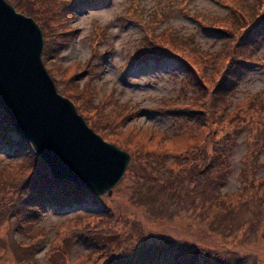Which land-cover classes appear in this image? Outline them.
Instances as JSON below:
<instances>
[{"label": "rangeland", "instance_id": "1", "mask_svg": "<svg viewBox=\"0 0 264 264\" xmlns=\"http://www.w3.org/2000/svg\"><path fill=\"white\" fill-rule=\"evenodd\" d=\"M7 1L13 6L20 3ZM237 1L225 6L217 0H84L72 7L70 14L53 4L56 11H47L48 18L42 24L15 8L39 26L43 44L44 32L51 33L42 62L58 93L105 142L127 152L130 161L111 196L73 209L47 207L42 211L30 196V185L35 184L31 173L40 169L33 162V149L17 156L0 146V247L4 264H18L24 251L18 246L28 241L14 231V222L20 220L24 226L27 222L23 218L31 220L34 214L36 225L48 232L43 246L31 253L34 264H46L53 256L50 264L86 262L96 257L91 249L93 240H103L97 246L116 249L117 254L134 253L132 250L143 244L170 242L177 247L187 243L190 252L202 251L207 264H216L224 257L230 260L229 256L234 264H264V149L256 154V167H246L248 162L253 165L251 153L264 142V39L252 43V38L244 37L247 29L238 39L239 48L234 46L237 62L226 60L228 56L220 61L224 36L203 29L195 16L225 15L230 10L227 6L243 2ZM156 19L161 25L157 23L155 33L162 34L161 28L170 25L203 52L197 58L179 51L199 67L202 80H208L209 87L197 103L198 114L192 118L169 116L160 109L166 103L184 106L185 96L192 95L190 89L182 90L183 62L172 56L134 57L149 34L147 23ZM60 42L65 44L54 50ZM95 50L98 52L93 53ZM216 58V64L210 61ZM250 60L252 63H247ZM226 77L223 87L230 86V90L223 99L216 90ZM241 124L246 127L238 130ZM213 146L232 148L227 154V173L209 174L206 170L207 180L202 177V167L192 164L194 168L185 171L179 163L183 156H200L199 149L208 158ZM162 154L167 160H156ZM244 169L247 177L241 176ZM65 224L67 232L74 226L88 232L91 242L90 238L65 240ZM62 229L63 241L55 235ZM61 244L63 256L57 252Z\"/></svg>", "mask_w": 264, "mask_h": 264}, {"label": "trees", "instance_id": "2", "mask_svg": "<svg viewBox=\"0 0 264 264\" xmlns=\"http://www.w3.org/2000/svg\"><path fill=\"white\" fill-rule=\"evenodd\" d=\"M19 1L20 3H16L14 5L15 8L18 11L26 14L27 16L33 17L37 22H40L41 24L45 23L46 19L48 18L45 13L47 11L55 10V8L52 9L53 4L58 5L60 7V11L62 9H65V12L67 14H70V10L72 7H75L79 3L84 2V0H37L36 2H31L32 0ZM217 1L218 3H221L225 6L227 5V2H231V0ZM69 5L71 6L70 9L68 8ZM31 8L37 9V11H33ZM183 8H185V5L183 6ZM227 8L230 9L229 12L222 16L218 14L213 15L211 12V15L209 16L202 13H196L195 16L198 22L201 23V27L203 29L207 31H213L224 36L220 52H218L221 55L220 61L224 60L225 57L228 56L226 60L234 62V46L236 48H239V45H237L238 39L240 38L243 31H247V29L249 30V32L244 37L252 38V43H254L258 38L264 39V0H243L241 4H234L232 6H227ZM186 12H188L189 14L188 9H186ZM54 17H57V13L54 14ZM206 17L208 18V20H206ZM160 22L161 20L156 19L150 20L147 23V29L150 30L149 34L145 36L144 43L139 46L136 54H134V57H136V59L138 60H143L146 56L155 57L157 59L172 56L178 58L183 62L186 69L185 76L182 79V90L184 91L185 89H190L192 95L189 97L185 96L184 99H186V103L184 106L181 105L183 107H181L179 103L175 105H169L168 103H166L164 107H160V109L163 110L162 113H166L169 116L175 115L177 117L192 118L196 114H198L197 103L203 97V90H205L206 87L209 86L207 78L203 81L201 76L198 74L197 71L199 67H194V65L191 64L190 61L181 52L182 50L186 51L184 53L191 56L195 54L197 55V58L201 54H203V52L191 46L188 43L189 40L185 37L179 36L170 25H166L161 28L162 34L155 33L157 23L160 24ZM49 34H46V32H44L45 39L44 48L41 55L42 58L47 57V41H52L51 38L48 37ZM159 36L161 37V41L160 39H158ZM62 44H65V42H60L58 45L54 46L53 49H59V46ZM97 52L98 51L95 50L93 53ZM91 58L93 59V54ZM210 61H214V63L216 64L217 58L211 59ZM89 62L90 60H88L87 64ZM247 63L252 62L250 60ZM94 65H98V63L94 62ZM218 66H216V68L214 69L215 73H218ZM224 69L225 67H223V70ZM244 70L245 68H242L241 72L244 73ZM220 73L221 77H223V72ZM227 79L228 77H226L225 80H221L223 81L222 83L220 81L219 84H217L216 94L224 96L223 99H225L228 91L230 90V86L228 88L223 87L226 84L225 81H227ZM217 99L219 100L220 96H217ZM176 107L181 108L173 111L174 109H177ZM239 121L242 120L239 119ZM188 122L184 126H186ZM236 122H238V120ZM244 127H246L245 124H241V127L238 130L243 129ZM0 146H4V148L10 149L12 155L17 156H21L24 151L31 149L30 144L16 134L11 121L9 120L8 116L2 111V109H0ZM260 149H264V142L258 144L256 151L253 154L251 153L253 158V165L251 166V164L248 162L246 164V167L248 166L247 169L250 170L251 167H256L258 161V155L256 154H259ZM231 150L232 148L230 147L228 148V150H225L224 147L213 146L211 147L208 158H206L204 156V150L199 149L198 153H201L200 156L194 158L183 156L181 160L182 163H179L182 164V166L185 168V171L189 170L190 168H194L192 164L198 165L195 166L196 168L202 167V169L200 170L201 174L203 175L202 177L207 178L208 180L210 176L207 174V172L209 174H212L213 172L218 173L220 171L219 175H221V172L224 171L227 173V154L231 152ZM32 156L35 167H38L39 165V168L41 169H39L38 172L35 169L34 172L31 173L33 175L30 176L32 180H35V184L30 185V196L32 200L37 204V208L41 209L42 211L47 207H52L53 209L58 210H65L76 208V206H83L90 202V200L98 203L101 197H97L94 193L84 188L77 187L70 182L59 181L55 179L51 175L47 166L35 154H32ZM156 160L166 161L167 159L166 156L162 154L157 157ZM200 162L202 163L201 166H199ZM205 162L209 163L207 169ZM247 169H244L243 173L241 172V176L245 175L244 177H247ZM5 172L2 173L3 176ZM243 183L246 184V180H243ZM203 185L204 184H201L202 187ZM150 196H153V192L150 194ZM142 198L146 199V196L143 194ZM214 201L218 204L216 200ZM211 205L212 202H209L208 206L210 207ZM36 215L34 214L33 217H30L31 220H27L24 217L23 221L27 222L24 224V226L21 224L20 220L18 222H14V231L23 234L28 239L25 245H23L24 243H22L18 246L19 248H24L23 253L20 254L21 258H19L18 264H34L35 259L34 256L31 255V253L35 251V248L43 246L42 243L45 242L44 240L48 235V232L41 231L39 223H37L36 225V220L38 219L36 218ZM8 219L9 218L7 217L6 220ZM62 227H64L63 229H66L68 228V224L63 225ZM63 229L60 230L59 233L56 232L55 235H57V238L58 236L61 238ZM77 229L80 228L74 226L69 232H67L66 229V231L64 232V234L67 235L65 240H88L90 238L88 232H82ZM63 239L64 238H61V241H63ZM90 240L91 238L89 239V241ZM101 242H103V240ZM55 243L56 245H58L57 241H55ZM99 243H97L95 240H93V244L91 243V249L93 248L96 257H91L86 262L82 261L80 262L81 264H207V262H205L202 251L193 248L194 251L190 252L188 246L185 245L187 243H183L181 245H178L177 247H175L176 245H171L170 242H167L165 244L160 243L159 245L143 244L132 250L134 253L130 252L125 254H117L115 253L116 249L108 250L103 248L102 245L101 247H98L97 245ZM54 248L55 244L52 246V249ZM62 249L63 247L61 244L60 246H58L57 252L63 256L64 249ZM176 252L178 254L174 255ZM131 255L133 256V258H131ZM55 257L56 256H53L52 258L49 257L46 264L52 263V260H54ZM97 258L101 260L97 262ZM229 258L230 260L227 259V257L219 259L218 263L216 264H234L233 256H229ZM3 259L4 256L0 247V264H4ZM80 263L72 261L70 262V264Z\"/></svg>", "mask_w": 264, "mask_h": 264}, {"label": "water", "instance_id": "3", "mask_svg": "<svg viewBox=\"0 0 264 264\" xmlns=\"http://www.w3.org/2000/svg\"><path fill=\"white\" fill-rule=\"evenodd\" d=\"M32 18L0 0V107L51 175L98 196L111 195L130 156L97 135L57 93Z\"/></svg>", "mask_w": 264, "mask_h": 264}]
</instances>
